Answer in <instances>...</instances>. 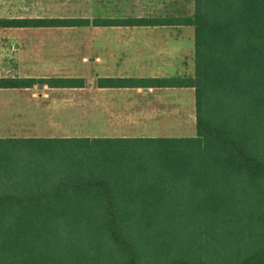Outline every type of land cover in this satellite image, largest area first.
Segmentation results:
<instances>
[{
  "label": "trees",
  "instance_id": "trees-1",
  "mask_svg": "<svg viewBox=\"0 0 264 264\" xmlns=\"http://www.w3.org/2000/svg\"><path fill=\"white\" fill-rule=\"evenodd\" d=\"M190 15L0 17V27L193 28V74L95 78L193 89V136H0V264H264V0ZM83 77H0V88Z\"/></svg>",
  "mask_w": 264,
  "mask_h": 264
},
{
  "label": "rangeland",
  "instance_id": "rangeland-1",
  "mask_svg": "<svg viewBox=\"0 0 264 264\" xmlns=\"http://www.w3.org/2000/svg\"><path fill=\"white\" fill-rule=\"evenodd\" d=\"M192 10V0H0L1 16L178 17ZM18 31L15 45L0 43L4 47L0 77L77 76L85 84L82 88L48 89L36 84L0 90V136L195 134L191 88L166 98L151 97L148 104L129 97L133 102L125 106L119 102L123 96L113 103L111 94L95 87L99 74L192 75V26L85 25ZM46 36L51 39L46 41ZM41 43H46L43 50L36 48ZM12 46L21 53H14ZM141 59L145 65L139 64ZM44 92L47 95L42 96ZM144 106L149 112H141ZM128 108L133 111L125 114Z\"/></svg>",
  "mask_w": 264,
  "mask_h": 264
},
{
  "label": "crops",
  "instance_id": "crops-1",
  "mask_svg": "<svg viewBox=\"0 0 264 264\" xmlns=\"http://www.w3.org/2000/svg\"><path fill=\"white\" fill-rule=\"evenodd\" d=\"M0 17H2V18H13V17H53V16H43V15L42 16H38V15L37 16H21V15L1 16L0 15ZM164 26H166V25H164ZM50 27H61V26L0 27V43L5 44L4 42L9 41L11 44L15 45V43L17 42L16 34H18L17 32H20L18 30L27 29V28L31 29V28H50ZM38 35L39 34L37 33V39L39 37ZM51 35H53V34H51ZM44 39H46V41H47V39H51V37L46 36ZM39 46L40 47H36V48L43 50L44 47L46 46V43H44V44L41 43ZM2 48H4V47L0 45V49H2ZM11 48H12L11 50H15L14 53H17V51H18V53H21L20 48L13 47V46ZM145 63H146L145 59H141L139 64L145 65ZM104 76H111V77H115V76H122V77H167V76H157V75H153V76L137 75V76H134V75H127V74H112V73L111 74H99V75H97V77H104ZM34 85H36V84H33L32 86H34ZM30 87H24V89H27ZM39 87L48 88V89H64V88L48 87L47 84H43ZM95 87L97 90L104 91L106 95L111 94V96H113L111 102H113V103L116 102V100H120V99H116L118 96L119 97L123 96L119 102L121 104H124L125 106H127L133 102V100L128 99L129 97L132 98V97L137 96L140 100L139 103L148 104L150 102L151 97H154L157 99L166 98L168 96H173V94H175L176 92H178V94H182L181 92H183V88H189V87H157V88H154V87H136V88H131V87H98V86H95ZM12 89H16V88H0V90H2V91L6 90V92H8V90H12ZM32 94H34V93H32ZM41 95L44 96V95H47V93L44 92ZM193 101H194V99H193ZM107 102L108 101H105V103H107ZM128 111H133V110H130L128 108V109H125L123 112H125V114H127ZM105 112L108 113L107 110ZM141 112L145 113V112H149V110H148V108H145V106H144V108L142 107ZM111 113L112 112L109 111V114H111ZM124 118H127V117L124 116Z\"/></svg>",
  "mask_w": 264,
  "mask_h": 264
}]
</instances>
